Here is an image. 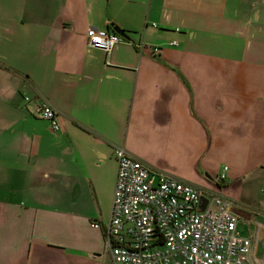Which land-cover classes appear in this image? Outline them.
Here are the masks:
<instances>
[{
    "label": "crops",
    "instance_id": "1",
    "mask_svg": "<svg viewBox=\"0 0 264 264\" xmlns=\"http://www.w3.org/2000/svg\"><path fill=\"white\" fill-rule=\"evenodd\" d=\"M114 146L227 195L263 258L264 0H0V264H114Z\"/></svg>",
    "mask_w": 264,
    "mask_h": 264
},
{
    "label": "built area",
    "instance_id": "2",
    "mask_svg": "<svg viewBox=\"0 0 264 264\" xmlns=\"http://www.w3.org/2000/svg\"><path fill=\"white\" fill-rule=\"evenodd\" d=\"M85 34L88 44L106 53L121 40L115 31L92 26ZM150 49L160 50L155 45ZM33 105L35 116L59 130L58 111L43 94H36ZM114 155L117 172L105 225L114 264H264L256 239L237 231V214L227 195L151 167L120 146H114ZM227 170L222 165L216 181H223Z\"/></svg>",
    "mask_w": 264,
    "mask_h": 264
},
{
    "label": "rangeland",
    "instance_id": "3",
    "mask_svg": "<svg viewBox=\"0 0 264 264\" xmlns=\"http://www.w3.org/2000/svg\"><path fill=\"white\" fill-rule=\"evenodd\" d=\"M255 181L257 182L254 185L249 184L247 186H246L245 181L241 182L242 185H245V187H247L246 197L256 198L257 197L256 193H258L261 196V198H264V178L261 180L255 179ZM35 183H38V182L36 181ZM39 183H41V185L43 184L42 188L43 186H45L43 182L40 181Z\"/></svg>",
    "mask_w": 264,
    "mask_h": 264
},
{
    "label": "water",
    "instance_id": "4",
    "mask_svg": "<svg viewBox=\"0 0 264 264\" xmlns=\"http://www.w3.org/2000/svg\"><path fill=\"white\" fill-rule=\"evenodd\" d=\"M112 29L117 32L118 34L126 37V34L124 33V31L120 28H118L117 26H112ZM202 198V201H203V204L201 206V208L203 209L204 208V205H205V202H206V198L204 196L201 197Z\"/></svg>",
    "mask_w": 264,
    "mask_h": 264
},
{
    "label": "trees",
    "instance_id": "5",
    "mask_svg": "<svg viewBox=\"0 0 264 264\" xmlns=\"http://www.w3.org/2000/svg\"><path fill=\"white\" fill-rule=\"evenodd\" d=\"M216 185L219 186V187H223L225 185V183L223 181H216Z\"/></svg>",
    "mask_w": 264,
    "mask_h": 264
}]
</instances>
